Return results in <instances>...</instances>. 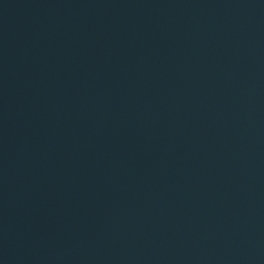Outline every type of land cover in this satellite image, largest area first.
<instances>
[{
  "label": "water",
  "instance_id": "1",
  "mask_svg": "<svg viewBox=\"0 0 264 264\" xmlns=\"http://www.w3.org/2000/svg\"><path fill=\"white\" fill-rule=\"evenodd\" d=\"M0 264H264V0H0Z\"/></svg>",
  "mask_w": 264,
  "mask_h": 264
}]
</instances>
